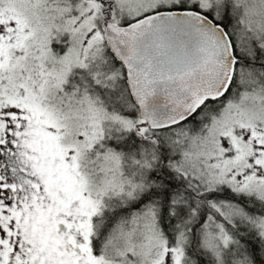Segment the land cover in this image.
<instances>
[{
  "label": "snow or ice",
  "instance_id": "snow-or-ice-1",
  "mask_svg": "<svg viewBox=\"0 0 264 264\" xmlns=\"http://www.w3.org/2000/svg\"><path fill=\"white\" fill-rule=\"evenodd\" d=\"M0 264H264V0H0Z\"/></svg>",
  "mask_w": 264,
  "mask_h": 264
}]
</instances>
